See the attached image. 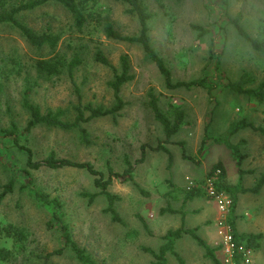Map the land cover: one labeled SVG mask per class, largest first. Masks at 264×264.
Instances as JSON below:
<instances>
[{
  "label": "rangeland",
  "instance_id": "rangeland-1",
  "mask_svg": "<svg viewBox=\"0 0 264 264\" xmlns=\"http://www.w3.org/2000/svg\"><path fill=\"white\" fill-rule=\"evenodd\" d=\"M7 1L13 4L21 0ZM139 1L152 14L150 43L169 68L172 79L191 80L205 76L214 84L211 96L200 86L166 89L160 72L139 43L106 37L96 23L76 30L70 13L58 2L48 1L18 14L19 19L35 31L50 30L60 35L53 53L46 45H31L10 24H0V128L15 121L22 129L26 123L28 113L21 106L26 79L29 83L38 82L30 93L31 101L41 110L63 108L66 119L73 117V105L78 102L73 82L82 103L110 107L114 98L107 82L112 78L113 69L95 61L93 54L100 48L116 69L119 57L127 55L132 78L120 89L125 104L115 114L86 122V142L80 140L76 129L44 125L29 132L20 130L19 137L32 149L35 159H42L53 151L60 157L90 161L103 173H106L108 162L115 171H121L124 157L128 156L134 163V180L147 191L142 194L130 181L122 183L113 179L108 185V190L119 196L114 206L125 222L122 225L113 221L105 210L107 200L103 194L98 193L91 201L85 195L99 191L93 184V176L86 170L41 166L29 170V179L23 171L26 153L14 145L11 137L0 136V184L10 176L14 178L12 192L0 202V224L12 223L27 235L23 250L16 249L11 238L0 235V247L11 252L0 264H42L44 254L62 246L61 232L52 215L54 209L33 197L29 188L60 201L73 239L98 264H152L153 257L142 247L156 250L164 241L162 235L182 222L186 227L198 226L197 233L210 246L216 247V254L223 263L224 252L217 226L221 213L215 200L207 193L183 200V190L197 186L204 190L205 172L217 161L223 164L224 182L229 186L224 191L231 200V193L235 195V204L232 206L231 201L225 215L226 222L230 225L233 220L239 233L262 234L258 246L252 249L255 264H264V185L257 192L242 190L252 187L264 169V135L251 128L227 133L229 126L241 118L264 126V99L235 92L226 85L244 72L251 77L244 87H255L264 79V52L253 49L237 34L229 20L240 12L246 31L261 38L264 0H227L226 4L222 0ZM97 8L109 15L120 34H138V20L128 12L127 3L98 0ZM192 24L201 25L209 32L198 36ZM211 39L214 57L208 53ZM54 54L64 59L78 54L81 62L72 76L61 67L52 76L37 78L35 61ZM151 91L158 96L163 110H168L172 104L184 111L182 126L169 139L151 111ZM205 129L210 139L201 147ZM225 142L237 146L238 152L244 154L240 166ZM159 143L169 152L151 149ZM141 145L145 146V157L142 162L135 163ZM239 167L244 172L240 173ZM25 184H29V188H21ZM168 205L179 212L160 211ZM137 214L146 221L148 230ZM174 248L184 264H213L203 248L188 235L178 239ZM48 262L80 264L69 247L51 255ZM167 264H178L171 253H167Z\"/></svg>",
  "mask_w": 264,
  "mask_h": 264
},
{
  "label": "trees",
  "instance_id": "trees-1",
  "mask_svg": "<svg viewBox=\"0 0 264 264\" xmlns=\"http://www.w3.org/2000/svg\"><path fill=\"white\" fill-rule=\"evenodd\" d=\"M48 1H55L60 3L70 13L72 24L78 31L83 30V28L89 23H96L101 26V29L106 37L119 41L139 43L145 54L154 62L155 66L160 72L164 87L166 89L192 88L200 86L205 88L206 92L211 96V91L214 84L210 83L205 76L191 80L172 79L169 68L165 65L162 57L150 43L149 19L151 18L152 14L147 11L146 6L139 0H121L129 5L128 12L135 15L138 20L139 32L136 35H122L117 32L109 15L105 13L103 14L102 11L97 8L98 0H21L18 3L13 4H9L7 0H0V24H10L11 26L15 27L31 45L36 47H42L46 45L53 53L55 51L56 45L60 40V35L50 30L41 32L35 31L33 28L21 21L18 17L20 11L33 9ZM222 2L226 4L227 0H222ZM229 20L232 23V26L236 30L237 34L248 41L253 49L264 52V34L261 38H255L251 36L241 24L240 12H237ZM191 27L198 32V36H202L209 32L207 28L198 24H192ZM208 53L210 57H214L215 55L213 53L212 39L209 43ZM93 59L101 64L109 65L113 69L112 78L107 82L108 86L112 89L114 98V102L110 107H104L102 105L96 106L89 102L82 103L78 87L73 82L74 91L77 94L78 102L73 105L74 115L69 120L65 118L66 111L61 107L41 110L39 105L33 103L30 99V93L34 85L38 84V82L35 80L33 81V83H29V80L26 79L21 98V106L28 113L26 123L24 124L22 129H19L17 123L15 121H11L8 127L0 128V136L11 137L14 145H16L19 149H22L26 153L25 168L23 171L29 179V170L38 169L41 166L53 169L62 167H75L86 170L93 176L94 186L99 188L98 192L85 193V195L88 196L89 201H91L98 193L103 194L107 200V206L105 210L110 213L111 219L124 225L125 222L114 206V201L118 200L119 196L109 191L108 185L111 184L113 179H116L117 181L122 183L130 181L142 194H147V191L143 190V188L134 180V163L129 160L128 156L124 157V168L121 171H115L108 162L106 163V173H103L102 171L96 169L90 161H78L66 157H60L57 156L53 151H50L42 159H35L32 149L29 146L23 144L19 137L20 130L29 132L36 126L44 125L65 130L76 129L79 131L80 140L86 142L87 130L84 126L86 122L99 116L115 114L124 106L125 103L120 95V89L125 82L131 80L132 78V74L130 73V63L127 55L122 54L119 57L118 69L114 68V66L110 64L108 58L100 48L95 49ZM80 62L81 58L78 54H74L68 59H64V57L62 58V56L59 54H54L48 58L37 59L34 64L36 77L41 78L52 76L53 74L57 73L61 67H65L69 76H72L74 68L77 67ZM217 66L218 62L216 61V68ZM250 81L251 77L244 72L237 80L230 81L226 85L231 87L235 92L244 93L247 96L254 97L258 100L264 99V79L255 87H244V85L246 83H249ZM1 87L2 83L0 82V90ZM149 105L154 118L162 125L166 139H169L170 136L182 126L184 122V111L179 106H175L172 104L170 105L168 110H163L158 103V96L152 91L149 92ZM244 128H251L261 135H264V126L256 125L250 121H247L245 118H241L233 122L229 126L227 133L232 134L237 130ZM208 139H210V137L207 135V131L205 129L201 147ZM214 140L217 141V139ZM226 145L231 149L237 165L240 166L244 154L238 152V150L236 149L237 146L229 142H227ZM151 149H162L166 151L168 150L160 143L155 147H151ZM144 157L145 146L141 145L140 156L135 160V163L142 162L144 160ZM216 171H218L217 178L213 181L216 189L228 190L229 186L224 182L225 170L221 161H217L211 165L209 170L205 172V178L211 176ZM239 172L242 173L244 172V170L239 167ZM29 181L30 180H28V182ZM168 183L170 186H174L173 182L169 180ZM263 185L264 169L260 172L252 187L243 188L242 190L257 192ZM13 187V176H10L5 183L0 184V202L6 194L12 192ZM23 187L29 188V184L22 185L21 188ZM173 189H176L175 186L173 187ZM29 191L33 197L54 209L52 215L57 220V226L61 232L62 246L44 254L42 256L44 258L42 264H49V257L53 254L61 253L64 247H69V249L73 252L76 260L80 264H98L93 256L83 247H80L73 239L70 226L63 218V212L61 211L62 205L60 201L55 197L50 198L48 194L38 190L29 188ZM183 192L184 201L189 200L193 197L203 196L205 194V190L199 188V186L190 187L186 190H183ZM231 195L233 206L235 204V195L234 193H231ZM160 211H168L171 213L179 212V210L173 209L169 205L165 208H161ZM137 217L142 222L143 227L148 230L146 221L139 214H137ZM230 227L235 244H244L251 248H255L256 246H258L259 240H261L262 237L261 233H239L236 230L233 220H230ZM197 229L198 226L186 227L182 222L178 227L170 228L162 235L164 241L156 250L144 246L142 247V249L151 254V256L153 257L152 264H167V253L173 254L178 264H184V260L175 250L174 244L182 236L188 235L196 242L197 245L203 248L205 256H207L213 262V264H223L216 254V247L210 246L197 233ZM0 235L11 238L16 249H24V241L27 238V235L19 226H16L12 223L3 225L0 224ZM10 254V250L0 247V260L7 259ZM235 259H237V257H235Z\"/></svg>",
  "mask_w": 264,
  "mask_h": 264
},
{
  "label": "built area",
  "instance_id": "built-area-1",
  "mask_svg": "<svg viewBox=\"0 0 264 264\" xmlns=\"http://www.w3.org/2000/svg\"><path fill=\"white\" fill-rule=\"evenodd\" d=\"M216 171L211 176L205 178V193L212 197L221 213L217 221L218 234L221 238L220 245L224 252L223 264H255L253 249L244 244H235L232 237L230 225L226 222L225 215L231 206V197L224 190L216 189L213 181L217 178ZM237 257V259H235Z\"/></svg>",
  "mask_w": 264,
  "mask_h": 264
}]
</instances>
